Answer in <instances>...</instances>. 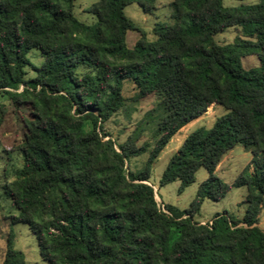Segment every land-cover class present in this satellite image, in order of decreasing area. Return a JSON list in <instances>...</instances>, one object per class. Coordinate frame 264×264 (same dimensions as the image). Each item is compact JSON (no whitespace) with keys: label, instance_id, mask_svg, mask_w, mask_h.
I'll list each match as a JSON object with an SVG mask.
<instances>
[{"label":"trees","instance_id":"trees-1","mask_svg":"<svg viewBox=\"0 0 264 264\" xmlns=\"http://www.w3.org/2000/svg\"><path fill=\"white\" fill-rule=\"evenodd\" d=\"M75 1L0 0V95L28 110L22 164L2 185L17 209L10 225L29 226L48 264H264V0H172L174 23L155 22L153 39L124 9L137 3L153 13L158 0H98L88 9L92 24L76 16ZM231 26L247 38L218 43L215 35ZM129 30L140 33L131 47ZM253 54L260 64L247 69L243 58ZM127 81L136 98L154 94L163 110L139 171L129 160L148 145L117 143L104 129L126 106ZM213 103L226 113L187 134L159 182L180 180L182 191L200 167L208 178L189 208L160 204L151 164ZM238 143L253 157L229 184L215 170ZM233 185L248 189L243 217L194 219L206 198L220 200ZM14 239L11 230L1 264H27Z\"/></svg>","mask_w":264,"mask_h":264},{"label":"rangeland","instance_id":"rangeland-1","mask_svg":"<svg viewBox=\"0 0 264 264\" xmlns=\"http://www.w3.org/2000/svg\"><path fill=\"white\" fill-rule=\"evenodd\" d=\"M98 0H76V16L89 24L96 21L93 14L88 9ZM172 0H158V8L153 13L144 12L137 3H131L124 9L125 14L133 19L147 33L148 38L153 39L151 29L155 22L174 23L171 16ZM258 0H224L225 5H238L240 3H254ZM137 30H129L126 35L127 44L131 47L139 37ZM247 38L240 26H231L215 35L218 43H230L236 38ZM31 61L37 65L42 62V57L37 50H31L28 54ZM243 63L247 69L258 66L259 58L256 54L243 58ZM34 71L29 69V75H34ZM126 98L125 108L116 112L105 124L104 129L111 133V137L117 142H123L128 137L136 141L138 145L146 143L148 150L144 153L131 157L129 168L134 171L142 170L147 165L150 150L155 144L157 124L163 114V110L158 107L156 95L151 94L144 98H136V89L134 85L127 81L123 90ZM6 106L3 116V122L0 126V264L3 261L6 240L8 234L13 230L15 234V246L22 250L26 255L27 264H48L41 256L37 237L26 224L10 225V215L17 214V209L12 201L5 196L2 185L6 180L12 179L14 169L21 166L23 161L22 151L18 148L24 134L23 120L21 116L28 113V110L16 106L6 95H0V105ZM226 113V108L217 103L211 104L207 110L185 124L177 131L164 149L160 152L158 158L151 164L149 183L153 185L156 192V199L161 203H168L179 207L180 209L189 208L197 195L200 184L208 178V170L200 167L196 171L195 181L189 184L184 190L180 191V180H175L166 185H160L161 175L166 168L170 157L182 145L187 134L200 126H211L216 118ZM252 153L242 144H236L232 149L226 152L218 164L215 175L232 184L236 178L244 172L245 168L251 164ZM248 193L247 186L233 185L225 197L220 200L206 198L201 205L200 212L194 215V219L201 223L210 222L217 213L227 211L232 217H243L247 203L245 197ZM259 225L264 229V207L260 213Z\"/></svg>","mask_w":264,"mask_h":264}]
</instances>
